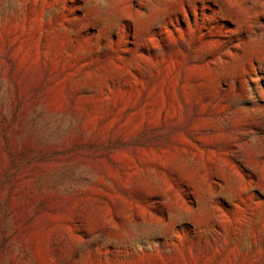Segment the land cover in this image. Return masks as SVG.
I'll return each instance as SVG.
<instances>
[{"label":"rangeland","instance_id":"rangeland-1","mask_svg":"<svg viewBox=\"0 0 264 264\" xmlns=\"http://www.w3.org/2000/svg\"><path fill=\"white\" fill-rule=\"evenodd\" d=\"M0 264H264V0H0Z\"/></svg>","mask_w":264,"mask_h":264}]
</instances>
